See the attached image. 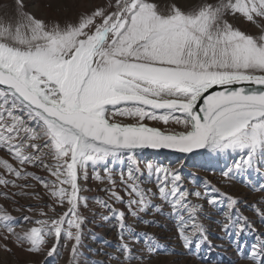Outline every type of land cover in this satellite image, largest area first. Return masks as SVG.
<instances>
[{
  "label": "snow or ice",
  "instance_id": "snow-or-ice-1",
  "mask_svg": "<svg viewBox=\"0 0 264 264\" xmlns=\"http://www.w3.org/2000/svg\"><path fill=\"white\" fill-rule=\"evenodd\" d=\"M56 8L58 14L40 15L28 10L26 0L0 4V148L16 162L0 158V187L5 189L0 195L39 200V193L25 191L38 184L50 201L28 207L29 212L39 208L41 218L23 217L35 226L22 232L0 206V250L11 252V243L29 254L52 257L71 242V264H79L86 219L81 209L88 208L81 193L91 190L82 186L90 179L89 168L92 179L107 180L114 188L107 162L122 155L132 159L137 150L188 154L203 149L233 156L222 171L229 180L264 167V0H165L163 5L158 0H105L90 7L83 0H56ZM234 21L256 31L241 30ZM146 168L150 177L155 175L157 192L141 186L138 166L126 176L121 172L127 201L104 190L126 204L131 216L152 225L156 221L142 220L140 214L150 208L162 212L152 203L158 196L171 207L185 249L209 242L200 219L203 205L189 197L209 205L220 201L184 188L177 171L152 163ZM9 188L20 191L10 193ZM256 190L264 191V185ZM221 195L229 209L238 204ZM96 203L116 217L123 260L114 258L120 264H147L152 256L167 254L149 233L143 234L148 255L133 254L130 242L138 243L139 237L124 223L125 212L106 200ZM56 206L66 211L56 213ZM224 217L221 230L226 233L234 230L238 236L247 226L245 217L234 219L228 212ZM244 258L260 264L255 248Z\"/></svg>",
  "mask_w": 264,
  "mask_h": 264
},
{
  "label": "rangeland",
  "instance_id": "rangeland-1",
  "mask_svg": "<svg viewBox=\"0 0 264 264\" xmlns=\"http://www.w3.org/2000/svg\"><path fill=\"white\" fill-rule=\"evenodd\" d=\"M105 0H83V3L89 7L94 4L104 3ZM162 5L165 0H158ZM186 3H194L195 0H185ZM12 0H0V4H11ZM29 4V11L37 12L40 15H55L57 13L56 0H26ZM51 3L52 7L47 5ZM234 23L247 32H255L256 29L249 23L243 21H234ZM149 126L155 127H173L172 125L164 126L156 121H146ZM0 158L9 160L14 165L16 162L11 159L8 153L0 148ZM233 156L216 155L207 153L192 159H181L175 156L157 155V154H135L134 158L129 159L127 155H122L119 159H109L107 167L111 170V175L116 181L115 187L105 180L101 183L92 179L93 170L89 168L90 179L82 186L90 191H84L81 195L88 198V208L81 209L85 219L83 225L82 245L79 248V264H120L114 257L123 256L117 251L120 241V230L117 226L115 215L107 208H102L96 203V199L106 200L116 210L125 212L124 223L132 230L131 235L139 237V242H130L133 254L141 253L148 255V249L145 245L144 233L151 234L162 247L168 251L167 254L161 252L152 256L147 264H256L255 261L245 259L255 248L258 253L260 264H264V216L258 214L257 209L264 212V191H257L261 185H264V167L257 172L254 169L238 174L233 179H225L222 171L227 165L233 163ZM147 163L154 166L170 169L179 172L182 177V185L190 192L201 191L208 192L215 196L219 205H209L205 199L189 197L193 203L203 205V212L200 215L201 222L207 230L208 241L203 242L198 247L194 243L191 250L183 247L182 242L177 237L176 218L170 215L171 207L161 201L158 196L152 198L153 205H159L162 212L150 208L146 213H141L142 220L156 221V225L144 224L141 219L130 215L126 204L113 201L110 198V192L104 189H112L127 201L129 197L125 192V185L121 183V172L126 176L129 168L136 166L140 169L138 180L145 189H151L157 192L155 175L149 176L146 168ZM28 171L35 172L37 175L46 176L47 173L41 169L28 168ZM96 171L100 176L105 177L107 173L103 167H98ZM0 172L3 169L0 168ZM11 178V177H10ZM207 181V184L205 183ZM35 181H18V183ZM209 185L218 191L212 192ZM5 191L0 187V192ZM7 191L18 192L19 189L9 188ZM29 193H39L41 199L37 200L31 196L17 195L13 198H5L0 195V206L7 210L18 222L16 231L22 232L27 228L35 226L23 222V217L30 216L33 220L40 219L39 208L34 211H27L29 206L50 203L45 195L42 186L36 184L34 188L25 189ZM234 197L238 204L232 209L227 207V201L224 195ZM49 216L54 214L48 208H44ZM66 207L56 206V213L62 214ZM228 212L234 219L238 216L245 217L247 226L238 236L234 230L224 232L221 230L222 222H225L224 213ZM102 216H108V220L102 219ZM244 223V221H241ZM125 241L129 240V233H124ZM63 239L61 244H63ZM71 242L67 248L60 247L52 257L45 254H29L15 245L9 243L11 252L0 250V264H71ZM110 257H113L110 259ZM131 264H141L139 260H133Z\"/></svg>",
  "mask_w": 264,
  "mask_h": 264
},
{
  "label": "water",
  "instance_id": "water-1",
  "mask_svg": "<svg viewBox=\"0 0 264 264\" xmlns=\"http://www.w3.org/2000/svg\"><path fill=\"white\" fill-rule=\"evenodd\" d=\"M219 90V89H216ZM157 154V155H166V156H175V157H179L181 159H192V158H197L200 156H204L205 154L209 153L206 150H197L196 152L193 153H180L178 151L175 150H171V149H151V148H145L142 150H137L135 154Z\"/></svg>",
  "mask_w": 264,
  "mask_h": 264
}]
</instances>
